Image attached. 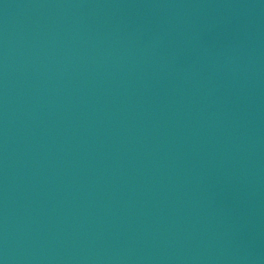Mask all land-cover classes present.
Here are the masks:
<instances>
[{
    "label": "water",
    "instance_id": "obj_1",
    "mask_svg": "<svg viewBox=\"0 0 264 264\" xmlns=\"http://www.w3.org/2000/svg\"><path fill=\"white\" fill-rule=\"evenodd\" d=\"M0 264H264V0H0Z\"/></svg>",
    "mask_w": 264,
    "mask_h": 264
}]
</instances>
